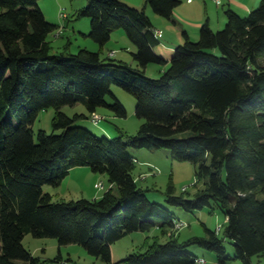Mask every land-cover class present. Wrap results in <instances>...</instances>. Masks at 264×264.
Here are the masks:
<instances>
[{
  "label": "trees",
  "instance_id": "trees-1",
  "mask_svg": "<svg viewBox=\"0 0 264 264\" xmlns=\"http://www.w3.org/2000/svg\"><path fill=\"white\" fill-rule=\"evenodd\" d=\"M88 1L77 15L91 19L89 36L101 51L70 54L66 47L54 54L48 38L61 27L47 21L39 0H0V264H40L23 245L28 235L55 239L60 247L82 246L113 263V245L155 229L169 240L148 242L145 252L116 264H205L190 250L194 246L228 264L225 239L243 264L264 257V0L245 18L228 9L226 27L216 32L206 23L198 42L184 33L185 43L171 61L155 53L160 41L145 9L123 0ZM146 3L165 19L182 5ZM116 30L136 46V68L102 58ZM151 64L168 68L150 79ZM113 86L138 102L136 115L144 123L135 136L117 128L118 136L100 138L76 126L101 108L127 117ZM80 103L89 115L71 118L63 112ZM49 109L56 111L54 132L40 131L36 141L34 125ZM131 149L169 150L174 160L196 165L205 189L190 198L186 189L177 195L171 184L167 203L186 212L215 203L228 219L224 237L222 228H205L207 238L181 242L180 219L151 202L135 178ZM79 167L106 175L111 188L100 199L54 202L44 187H59Z\"/></svg>",
  "mask_w": 264,
  "mask_h": 264
},
{
  "label": "rangeland",
  "instance_id": "rangeland-1",
  "mask_svg": "<svg viewBox=\"0 0 264 264\" xmlns=\"http://www.w3.org/2000/svg\"><path fill=\"white\" fill-rule=\"evenodd\" d=\"M126 4L127 2L123 0ZM213 2V0H211ZM136 8L141 10H147V15L150 19L156 17L162 19L156 15L152 8L147 5L146 1L142 4L138 0L134 1ZM89 4L88 0H39V7L45 14L47 21L53 25L60 26L61 28L51 34L48 41L52 43L53 53L58 54L64 52L66 47L70 54H78L80 50H88L90 52H100L101 46L96 43L90 34L92 31V21L90 18H79L78 11L86 8ZM217 5V4H216ZM130 6V5H129ZM133 7V5H131ZM182 5L177 8L178 13L184 15V8L181 10ZM222 9H225L222 7ZM256 9V8H255ZM253 9V11L255 10ZM223 11V10H222ZM253 11L245 13V11H239V16L245 18L248 17ZM65 13L68 19H63L61 14ZM224 13V11H223ZM225 17L227 18L226 14ZM197 21V19H193ZM225 25L213 24V29L218 32L223 30ZM187 25V23H186ZM190 26V24L188 23ZM170 27V26H169ZM174 25H171L173 28ZM186 27V26H185ZM194 28L193 26H190ZM174 32L176 28H173ZM193 42L200 40L201 31L195 35L193 29ZM117 31V30H116ZM121 31L123 38L119 35L105 46L102 50V58L107 59L110 55L115 56V53L110 51H118L123 53L122 55H130L128 64L137 67V62L134 60V51L126 50L124 43L125 36H127L124 30ZM116 33V32H114ZM113 33V34H114ZM177 33V32H176ZM128 39V38H126ZM129 41V40H128ZM162 42V41H161ZM164 42V41H163ZM118 45V46H116ZM159 44L157 47L162 46ZM118 47V48H117ZM156 47V48H157ZM176 54V49L170 54H160V57L171 61ZM159 56V55H158ZM120 59H117V61ZM165 66L151 64L148 74L146 75L150 79H158L164 74L166 70ZM112 91L118 100L127 110V117L121 118L116 116L115 112L110 108H101L98 111L99 116L103 117L100 124H96L93 118L78 120L76 126H83L88 128L91 132L100 138L108 137L110 139L118 136L117 128L122 130L125 134L135 136L138 134L144 120H141L136 115L137 100L122 88L113 86ZM109 104H115V99L111 96L107 98ZM63 112L69 117L73 118L77 114L89 115V112L85 105L78 104L75 107H65ZM56 111L49 109L40 114L34 125L35 140H38V134L40 131H45L47 134H52L53 131V119ZM61 132H57L60 134ZM136 160V169L134 176L139 182V185L147 192L148 199L153 203H158L171 210L178 219L183 221L187 226L181 229L178 238L181 242L187 241L193 237H208V233L205 228L213 232L219 231L221 228L220 236L224 237L225 230L228 226V219L225 213L215 204L211 203V207H207L202 210H196L194 212H186L183 209L171 207L167 203V192L171 184L174 185L177 195L184 194L186 189L188 192L186 196L194 198V195L199 191L205 189L206 181L198 180V167L190 162L176 161L172 157V153L169 150H130ZM104 183L106 188L100 190L96 188L97 183ZM109 179L106 175L97 174L92 172L90 167H79L71 171V174L63 181L59 187H53L46 185L44 187L45 193H50L53 196L54 202L61 201H77L81 199H92L93 192L97 191L98 198L100 199L107 192V189L111 187ZM94 199V198H93ZM156 240L160 243H166L169 238L163 236L159 229L153 230L151 233H133L117 242L112 247V262L107 263L101 259L95 258L86 251L85 248L78 245H70L60 247L59 243L55 239L50 238H34L32 235H28L23 245L26 250L30 251L34 257L40 259V264H116L124 261L128 256L137 252H145L146 244L149 242L153 244ZM224 247L227 250L229 261L228 264H243L241 261L236 260V248L235 245L228 239L224 241ZM197 256L206 260L205 264H218L217 254L208 251L199 246H194L190 249ZM61 254L63 255V261L61 260ZM253 264H264V257L255 256L252 258Z\"/></svg>",
  "mask_w": 264,
  "mask_h": 264
},
{
  "label": "crops",
  "instance_id": "crops-1",
  "mask_svg": "<svg viewBox=\"0 0 264 264\" xmlns=\"http://www.w3.org/2000/svg\"><path fill=\"white\" fill-rule=\"evenodd\" d=\"M125 1L127 2L128 5L130 6L133 5L134 7L135 2H133V0H125ZM138 1L140 2V0ZM141 1L143 4L146 0H141ZM179 1L182 2L181 10L184 8V10H182V11H185L184 15L181 14L180 12L178 13V11H175L172 19H164L163 17H160L165 20V21H162V19H157L154 16L151 19L155 27V32L162 33L161 38H158V39L160 41V44L162 43L163 45L155 48V53L159 56L160 54L173 53L175 49L183 45L185 43L184 33H187L190 39L192 40L194 36H193L191 29H193L195 35L196 34L198 35L202 27L206 23H209L212 29H213L214 23L216 24L218 23L219 25H225V23L227 22V18L225 17V14L228 9H232L238 14L240 13L239 11H245V13H249L250 11H253V9L257 8L260 5L262 0H223V3L221 5H216V3L214 1L212 2L211 0H194L192 3L188 2V0H179ZM222 7H224L225 9H222ZM222 10L224 11V13ZM146 11L148 12V9ZM193 19H197V21ZM188 23L190 24V26L194 25V28L190 27ZM171 25H174L173 28H176L175 32H174V29L171 28ZM115 32L116 33L113 34L112 39H114V35L115 36L119 35L123 38V35H120L122 34L121 31L117 30ZM126 38L128 37L125 36V39H124L126 50L131 51V52L132 51L137 52L136 46L129 40V38L128 39ZM113 52L115 53V56H114L115 59H120V61H123V62L128 61L130 57V55L128 56L127 54L125 56V55H122L123 53H120L118 51H110L108 56L110 55V53H113ZM167 68L165 69L167 70ZM149 69H150V66L146 69V75L148 74ZM93 193L94 194L92 195V197L94 199L99 197L97 196L98 195L97 191ZM61 260L63 261L62 254H61Z\"/></svg>",
  "mask_w": 264,
  "mask_h": 264
},
{
  "label": "built area",
  "instance_id": "built-area-1",
  "mask_svg": "<svg viewBox=\"0 0 264 264\" xmlns=\"http://www.w3.org/2000/svg\"><path fill=\"white\" fill-rule=\"evenodd\" d=\"M194 0H188V2L192 3ZM217 5H221L223 3V0H213ZM61 17L63 19H66L67 18V15L65 13L62 12L61 14ZM155 36L157 38H161L162 36V33L161 32H155ZM110 57H113V55H110ZM100 120H102V117L97 115V114H94L93 115V121L98 124L100 122ZM96 188L100 189V190H104L106 188L105 184H103L102 182L101 183H98L96 184ZM187 225L181 221V220H177L176 221V228L178 230H181L183 229L184 227H186ZM221 230V229H220ZM203 262V261H202Z\"/></svg>",
  "mask_w": 264,
  "mask_h": 264
}]
</instances>
